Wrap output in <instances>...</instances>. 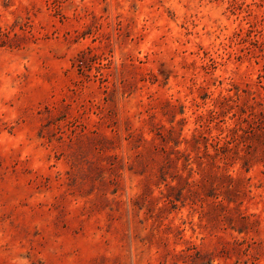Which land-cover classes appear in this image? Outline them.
Instances as JSON below:
<instances>
[{
  "label": "rangeland",
  "instance_id": "1",
  "mask_svg": "<svg viewBox=\"0 0 264 264\" xmlns=\"http://www.w3.org/2000/svg\"><path fill=\"white\" fill-rule=\"evenodd\" d=\"M0 264H264V0H0Z\"/></svg>",
  "mask_w": 264,
  "mask_h": 264
}]
</instances>
